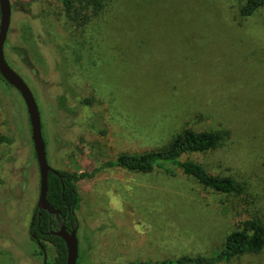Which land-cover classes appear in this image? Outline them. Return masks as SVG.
Returning <instances> with one entry per match:
<instances>
[{
  "label": "rangeland",
  "instance_id": "rangeland-1",
  "mask_svg": "<svg viewBox=\"0 0 264 264\" xmlns=\"http://www.w3.org/2000/svg\"><path fill=\"white\" fill-rule=\"evenodd\" d=\"M241 1L105 0L87 24L65 27L59 0H10L4 57L34 96L49 166L90 172L185 126L228 129L215 148L182 158L244 183L225 194L179 170L118 166L82 177L77 264L211 254L240 220L264 222V7L241 16ZM2 135L11 141H0V264H51L53 244L41 243L44 261L29 232L39 172L26 107L0 79ZM225 264H264V248Z\"/></svg>",
  "mask_w": 264,
  "mask_h": 264
},
{
  "label": "trees",
  "instance_id": "trees-1",
  "mask_svg": "<svg viewBox=\"0 0 264 264\" xmlns=\"http://www.w3.org/2000/svg\"><path fill=\"white\" fill-rule=\"evenodd\" d=\"M59 1L61 3L60 12L64 18L63 24L65 27L87 24L91 19L98 16L105 6V0ZM27 4L28 2L19 3L22 10H27ZM259 7H264V0H242L238 11L241 16H249ZM0 79L4 80L1 75ZM82 100L86 103L90 102V98L88 97ZM228 136V129L195 130L185 126L162 147L140 152H119L114 158L102 161L90 172L76 173L69 170H59L61 178L53 172H49L46 198L54 208L60 210V214L65 215L67 218L68 211L66 205L70 209L75 210L79 204L80 197L76 185L77 180L82 177H92L96 172L114 166L136 172H150L154 169H159L169 176H175L177 170H179L182 174L193 177L205 188L225 194H241L244 190V183L237 181L231 176L212 174L203 164L192 159L182 158L184 154L205 152L213 149L227 139ZM3 140L11 141L9 137L2 135L0 136V141ZM37 221L38 227H32L36 238L42 244L44 241L53 244L57 253L51 264H63L66 259L64 242L60 237L50 233L51 230H54L58 226L53 214L48 213L46 210H41ZM263 248L264 222L260 216L252 215L240 220L237 227L225 236L222 246L211 254H183L160 260H130L121 264H225L241 255L259 253ZM39 252H42V250L40 249Z\"/></svg>",
  "mask_w": 264,
  "mask_h": 264
},
{
  "label": "water",
  "instance_id": "water-1",
  "mask_svg": "<svg viewBox=\"0 0 264 264\" xmlns=\"http://www.w3.org/2000/svg\"><path fill=\"white\" fill-rule=\"evenodd\" d=\"M10 14V0H0V75L9 85L13 86L19 92L26 107L30 125V137L39 172L38 195L35 208L46 210L48 213L55 216L58 227L51 230L50 233L60 237L64 242L66 259L63 264H76L78 256V241L76 236L77 226L74 225L67 228L65 222L61 221V218L64 219V216L60 215V210L54 208L46 198L48 173L52 171L57 174L58 170L49 166L46 160L45 143L41 132L40 115L36 101L27 83L14 69L11 68L4 57L3 46L10 22ZM31 236L35 238L36 243L42 250L43 260L45 261L43 245L40 240L36 238L34 232L31 233Z\"/></svg>",
  "mask_w": 264,
  "mask_h": 264
},
{
  "label": "flooded vegetation",
  "instance_id": "flooded-vegetation-1",
  "mask_svg": "<svg viewBox=\"0 0 264 264\" xmlns=\"http://www.w3.org/2000/svg\"><path fill=\"white\" fill-rule=\"evenodd\" d=\"M53 169H54V168H53ZM56 170H57V169H56ZM50 172H52V171H50ZM54 174H55V173H54ZM56 175H58V176L61 178V174L59 173V170H58V173H57ZM66 207H67V211H68V217L66 218L65 215L60 214V215H63V216H64V219L61 218V221H64L65 224L67 223L66 227H67V228H70L71 226L76 225V219H75V215H74L73 210L70 209L67 205H66ZM41 210H43V209H36V208H35V205H34L33 210H32V217H31L30 224H29V226H30L29 229H31V230H30V234H31L32 232H34L33 229H32L33 226H37V227H38L37 217L39 216L38 213H39V212L41 213ZM53 216H54V215H53ZM54 218H55V216H54ZM55 220H56V219H55ZM57 227H58V226H57ZM38 229H39V228H38ZM55 229H56V228H55Z\"/></svg>",
  "mask_w": 264,
  "mask_h": 264
}]
</instances>
